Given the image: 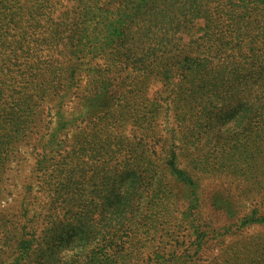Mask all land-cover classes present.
<instances>
[{
  "label": "rangeland",
  "instance_id": "rangeland-1",
  "mask_svg": "<svg viewBox=\"0 0 264 264\" xmlns=\"http://www.w3.org/2000/svg\"><path fill=\"white\" fill-rule=\"evenodd\" d=\"M263 9L0 0V264H264Z\"/></svg>",
  "mask_w": 264,
  "mask_h": 264
},
{
  "label": "trees",
  "instance_id": "trees-1",
  "mask_svg": "<svg viewBox=\"0 0 264 264\" xmlns=\"http://www.w3.org/2000/svg\"><path fill=\"white\" fill-rule=\"evenodd\" d=\"M240 1H243V0H240ZM244 1H245V0H244ZM263 13H264V9H263ZM236 28H238V31H240V28H241V27H237V25H236ZM246 29H248V28H246ZM247 44H248L249 46H252V45L255 44V41H254V40H252V41H248ZM259 56H260L259 54H255V57L252 58L253 62H255V61L260 62L261 59H259V58H260Z\"/></svg>",
  "mask_w": 264,
  "mask_h": 264
}]
</instances>
